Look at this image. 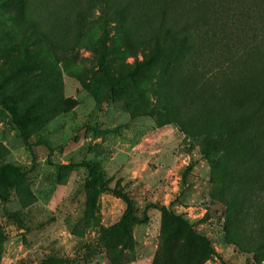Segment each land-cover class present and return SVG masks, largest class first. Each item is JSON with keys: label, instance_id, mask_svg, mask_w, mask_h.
Segmentation results:
<instances>
[{"label": "rangeland", "instance_id": "obj_1", "mask_svg": "<svg viewBox=\"0 0 264 264\" xmlns=\"http://www.w3.org/2000/svg\"><path fill=\"white\" fill-rule=\"evenodd\" d=\"M27 1L61 33L65 49L23 30L11 12L21 0H0V100L24 117L37 157L28 174L10 173L11 196L0 199V264H264L251 243L228 236L227 213L212 201L213 168L200 145L175 124L158 126L150 114L156 83L105 82L96 51L101 41L92 43L105 36L99 1ZM60 8L69 15L60 18ZM138 58L115 57L109 70L116 76ZM10 116L0 108V166L30 169L32 152ZM79 161L104 172L105 184L85 167H60ZM104 186L126 192L132 214L147 212V220L127 218L126 202ZM152 204L191 222L215 253L207 254L173 218L147 210ZM178 242L188 250L185 261Z\"/></svg>", "mask_w": 264, "mask_h": 264}, {"label": "trees", "instance_id": "obj_2", "mask_svg": "<svg viewBox=\"0 0 264 264\" xmlns=\"http://www.w3.org/2000/svg\"><path fill=\"white\" fill-rule=\"evenodd\" d=\"M98 1L105 36L92 43L97 46L101 41L96 51L105 82L112 86L124 79L156 83L157 104L150 111L156 124H175L200 145L213 168L212 201L221 203L227 213L228 236L236 242L251 243L264 259V0ZM68 10L62 11L60 18L69 15ZM81 11L76 9L75 16ZM11 12L17 14L26 33L65 49L61 33L47 18L41 19V11L27 0H21L19 8L12 4ZM110 30H114L113 36ZM125 53L141 58L125 65L115 76L108 62L123 58ZM0 108L10 113L12 124L33 155L30 169L13 163L0 166L5 189L0 191V199L6 201L12 192L10 173L28 174L35 168L37 157L16 105L0 100ZM60 167H85L105 184L106 175L90 161ZM105 189L126 202L127 218L147 220V212L145 218L132 214L133 201L126 192ZM150 208L186 227L207 254L215 253L209 238L183 216L158 204L147 210ZM176 251L183 261L187 259L188 250L179 242ZM203 257L201 263L206 259ZM154 264L160 263L156 260Z\"/></svg>", "mask_w": 264, "mask_h": 264}]
</instances>
